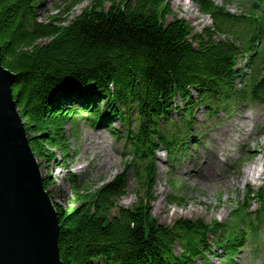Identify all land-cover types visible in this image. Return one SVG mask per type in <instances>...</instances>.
<instances>
[{
  "label": "trees",
  "instance_id": "obj_1",
  "mask_svg": "<svg viewBox=\"0 0 264 264\" xmlns=\"http://www.w3.org/2000/svg\"><path fill=\"white\" fill-rule=\"evenodd\" d=\"M45 1L0 0V46L2 64L16 74L14 99L40 167L54 162L67 169L73 183L74 205L52 199L63 264H213L210 234L226 249V264H234L239 248L256 238L264 221V182L248 187L223 223L180 217L169 225L153 213L155 155L164 148L172 158L187 140H198L186 137L200 106L214 115L229 111L233 102L264 104V0L241 2L245 10L239 14L213 0H192L213 22L200 32L184 18L168 19L170 0H90L75 16L71 13L83 0H63L59 13L42 21ZM241 60L252 65L250 72ZM66 92L95 94L105 102L82 104L93 109L92 124L114 116L127 126L133 158L95 189L79 182L67 164L74 155L66 127L80 110L62 100ZM176 97L187 103L178 108ZM174 109L183 130L169 134L163 124ZM132 110L136 129L127 117ZM131 169L139 180V200L127 207L118 201ZM50 178L43 176L51 196ZM171 184L178 190L177 182ZM171 202L182 205L183 199L173 196Z\"/></svg>",
  "mask_w": 264,
  "mask_h": 264
},
{
  "label": "rangeland",
  "instance_id": "obj_2",
  "mask_svg": "<svg viewBox=\"0 0 264 264\" xmlns=\"http://www.w3.org/2000/svg\"><path fill=\"white\" fill-rule=\"evenodd\" d=\"M89 1L83 0L75 6L71 15L80 13ZM185 1L188 6L179 4L177 0H170L173 14L169 15V20L184 18L194 27L195 32L212 26L210 16L202 13L194 1ZM213 1L218 5H225L231 13L239 14L245 10L241 2L247 4L252 0ZM58 5L64 7L65 3L63 0L45 1L39 11L40 20L44 21L51 15L58 14ZM109 5L107 3L108 7ZM240 62L244 64L242 60ZM245 71H250V67L245 65ZM61 96L64 102L80 110V113L76 114V122H70L66 127L71 154L74 155L72 159L67 160L69 170L76 175L79 182L85 181L95 189L112 180L133 158L131 144L125 137L127 126L114 116L105 117L101 122L92 124L89 117L91 118L93 109L82 108V104L91 102L104 106L105 102L95 94L83 97L77 93L66 92ZM72 99H78L81 103H74ZM174 103L180 108L187 102L176 97ZM127 117L136 129L138 119L135 111L128 112ZM180 122L181 115L174 109L170 121L166 125L163 124V128L167 129L169 134L182 131L183 127L178 130ZM172 123L177 124L174 129ZM193 127L186 138L199 136L198 140H187L184 149H181V146L177 148V155L170 158L168 150L164 148L156 152L157 175L153 213L161 223L172 225L180 217L204 218L207 222L217 220L223 223L229 218L237 201L244 198L248 186L257 188L264 182V104L257 101L233 102L229 111L220 110L214 115H209L207 109L200 106L194 112ZM113 129L121 134H115ZM98 130L104 131L105 139L98 138L96 144L91 141V135ZM57 153L61 159L60 152ZM206 161L211 169L206 165ZM257 161L258 172H261L258 178L244 179L245 167ZM42 164V175L50 173L51 198L64 207L74 205L73 183L69 179L67 169L54 162L43 161ZM204 165L205 168L201 171L200 167ZM172 181L178 183V190L173 188ZM127 182V191L118 202L130 207L139 200L140 186L134 169L128 172ZM173 196L183 199L182 205L173 204ZM156 204H160L158 209ZM251 206L250 209L254 212L258 209V204L254 202ZM215 237L219 238L214 234L209 236L211 254L208 256L213 264H226L227 251L216 246ZM179 250L180 247H177V251ZM234 258V264H264V221L257 228L256 238H249ZM95 264L107 263L99 260L95 261Z\"/></svg>",
  "mask_w": 264,
  "mask_h": 264
},
{
  "label": "water",
  "instance_id": "obj_3",
  "mask_svg": "<svg viewBox=\"0 0 264 264\" xmlns=\"http://www.w3.org/2000/svg\"><path fill=\"white\" fill-rule=\"evenodd\" d=\"M0 46V264H63L59 217L45 189Z\"/></svg>",
  "mask_w": 264,
  "mask_h": 264
},
{
  "label": "bare ground",
  "instance_id": "obj_4",
  "mask_svg": "<svg viewBox=\"0 0 264 264\" xmlns=\"http://www.w3.org/2000/svg\"><path fill=\"white\" fill-rule=\"evenodd\" d=\"M177 2L179 3V4H184V5H186V6H188V2H186L185 0H177ZM188 8V7H187ZM248 67H250V66H248ZM248 70V69H247ZM250 70H251V67H250ZM98 138H103V139H105V133H104V131L103 130H98L97 132H94V133H92V135H91V141L93 142V143H96L97 144V141H98ZM95 144V145H96ZM206 165L209 167V169H211L210 167V165L207 163V161H206ZM257 165H258V161L257 162H255L254 164H250V165H248V166H246L245 167V169H244V172H243V178L244 179H246V180H249V179H251V178H258V176L260 175V173L261 172H258V167H257ZM202 170L201 171H203L204 170V168H205V165L204 166H202V167H200ZM216 175H219V174H217V173H215ZM214 177V176H213ZM157 205V204H156ZM160 207V204H158L157 206H156V208L158 209Z\"/></svg>",
  "mask_w": 264,
  "mask_h": 264
}]
</instances>
